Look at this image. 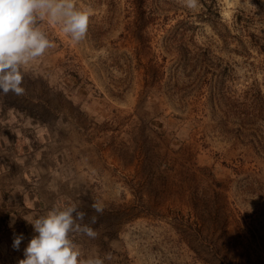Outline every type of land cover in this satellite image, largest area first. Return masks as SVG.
Returning <instances> with one entry per match:
<instances>
[{"label": "rangeland", "instance_id": "rangeland-1", "mask_svg": "<svg viewBox=\"0 0 264 264\" xmlns=\"http://www.w3.org/2000/svg\"><path fill=\"white\" fill-rule=\"evenodd\" d=\"M75 3L86 38L40 21L55 47L0 92V264L70 204L85 260L264 264V0Z\"/></svg>", "mask_w": 264, "mask_h": 264}, {"label": "clouds", "instance_id": "clouds-1", "mask_svg": "<svg viewBox=\"0 0 264 264\" xmlns=\"http://www.w3.org/2000/svg\"><path fill=\"white\" fill-rule=\"evenodd\" d=\"M189 10L196 9L199 0H180ZM91 12L76 6L75 0H0V92L24 95V73L28 67L55 47L39 26L47 19L58 25L72 42L86 38ZM92 209L102 214L103 205L93 202ZM86 213L75 204L54 207L47 215L27 220L35 236L24 249L19 264H104L99 257L82 259L80 247L71 238L73 233L96 238L97 232L82 223ZM91 217V224L96 223ZM23 234L16 235L14 249L19 250Z\"/></svg>", "mask_w": 264, "mask_h": 264}, {"label": "trees", "instance_id": "trees-1", "mask_svg": "<svg viewBox=\"0 0 264 264\" xmlns=\"http://www.w3.org/2000/svg\"><path fill=\"white\" fill-rule=\"evenodd\" d=\"M258 47H259V50L262 53H264V43H259ZM253 135H255V134L253 133ZM260 143H261V145H260L261 147L260 148L264 149V138L261 139Z\"/></svg>", "mask_w": 264, "mask_h": 264}]
</instances>
